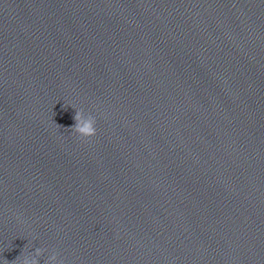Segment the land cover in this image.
I'll use <instances>...</instances> for the list:
<instances>
[{
    "label": "water",
    "instance_id": "water-1",
    "mask_svg": "<svg viewBox=\"0 0 264 264\" xmlns=\"http://www.w3.org/2000/svg\"><path fill=\"white\" fill-rule=\"evenodd\" d=\"M36 249L264 264V0H0V261Z\"/></svg>",
    "mask_w": 264,
    "mask_h": 264
},
{
    "label": "clouds",
    "instance_id": "clouds-1",
    "mask_svg": "<svg viewBox=\"0 0 264 264\" xmlns=\"http://www.w3.org/2000/svg\"><path fill=\"white\" fill-rule=\"evenodd\" d=\"M74 119L76 124L72 131L79 137L87 139L97 134L96 118L93 115H86L83 110H78ZM45 251L46 249H36L34 253L25 252L17 257L16 261H19V264H39L38 257L42 256ZM0 264H3V261H0ZM47 264H62L54 250L49 254Z\"/></svg>",
    "mask_w": 264,
    "mask_h": 264
}]
</instances>
